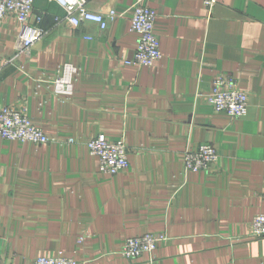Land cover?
Returning a JSON list of instances; mask_svg holds the SVG:
<instances>
[{"label":"crops","instance_id":"0c3cea01","mask_svg":"<svg viewBox=\"0 0 264 264\" xmlns=\"http://www.w3.org/2000/svg\"><path fill=\"white\" fill-rule=\"evenodd\" d=\"M157 13L162 56L126 64L138 44L133 7ZM116 18L101 30L74 26L55 0H36L30 21L45 34L30 55L17 49L22 24L0 19V111L26 107L51 141L0 136V264L39 256L79 264H264V0H89ZM58 19V20H57ZM77 68L72 94L57 93L64 66ZM219 75L247 93L245 116L216 112L205 97ZM123 138L129 168L100 171L86 141ZM73 139V142L69 140ZM211 144L207 170L185 171L187 150ZM166 233L152 254L129 260V237ZM81 239V240H80Z\"/></svg>","mask_w":264,"mask_h":264},{"label":"built area","instance_id":"2783aa9c","mask_svg":"<svg viewBox=\"0 0 264 264\" xmlns=\"http://www.w3.org/2000/svg\"><path fill=\"white\" fill-rule=\"evenodd\" d=\"M36 0H0V19L13 14L22 24L17 49L19 54L30 55L32 46L45 34L40 24L30 21ZM61 4L66 12L65 18L74 26L81 22H93L101 30L107 29L109 22L116 18V11L107 15L102 12L91 11L87 3L89 0H55ZM218 0H204L205 6L211 9ZM156 11L149 5L137 1L133 7L131 29L139 36L137 48L132 58L126 59V64L152 67L161 56L160 39L155 32ZM58 20V19H57ZM77 68L71 64L64 66L60 75L53 83L57 93L72 94L73 77ZM205 101L216 112H225L231 117L245 116L249 109L248 95L240 87L237 79L229 75H219L212 84V89L205 97ZM0 136L9 140H18L37 145L51 141L43 129L34 124L29 117L26 107L5 106L0 111ZM73 142V139L69 140ZM86 145L92 155L99 158L100 171L108 175H117L126 171L130 166L128 147L123 138L116 141L109 140L104 134H99L88 141ZM219 159L217 149L211 144H203L194 151L187 150L184 157L185 171L207 170ZM251 238L264 237V213L257 214L249 233ZM166 233H146L125 240L120 253L129 260H135L144 254H152L160 242L167 240ZM81 240V239H80ZM34 264H79L73 257L39 256Z\"/></svg>","mask_w":264,"mask_h":264}]
</instances>
